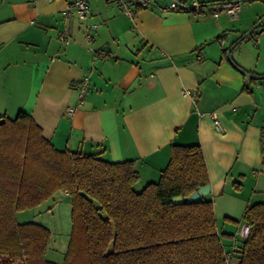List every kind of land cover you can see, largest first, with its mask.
Instances as JSON below:
<instances>
[{"label":"crops","instance_id":"crops-1","mask_svg":"<svg viewBox=\"0 0 264 264\" xmlns=\"http://www.w3.org/2000/svg\"><path fill=\"white\" fill-rule=\"evenodd\" d=\"M179 1L202 11L150 0L130 18L112 0H86L85 21L66 13L68 0H0V117L26 112L59 150L134 160L141 188L159 179L171 144H198L231 250L245 208L264 203V78L239 69L264 76V27L248 34L264 21V0H242L235 18L221 10L233 0ZM233 32L245 37L228 59ZM48 200V211H70L64 191Z\"/></svg>","mask_w":264,"mask_h":264},{"label":"trees","instance_id":"trees-1","mask_svg":"<svg viewBox=\"0 0 264 264\" xmlns=\"http://www.w3.org/2000/svg\"><path fill=\"white\" fill-rule=\"evenodd\" d=\"M260 27L264 21L249 36ZM138 182L134 160L59 150L26 112L0 117V264H226L228 252L231 264H264V203L245 208L250 231L231 250L211 199L173 203L209 183L198 144H171L159 179L140 189ZM59 190L70 198L71 229L63 260L56 262L46 257L49 228L18 221L16 213Z\"/></svg>","mask_w":264,"mask_h":264},{"label":"built area","instance_id":"built-area-1","mask_svg":"<svg viewBox=\"0 0 264 264\" xmlns=\"http://www.w3.org/2000/svg\"><path fill=\"white\" fill-rule=\"evenodd\" d=\"M116 2L120 7L122 12L129 16L130 18H133L136 14V4H139L140 6H145L150 3V0H112ZM242 4V0H233L230 2H226L221 5V10L226 12L231 18H235L240 6ZM168 9L173 10H193L195 12H201L202 6L198 1H193L191 3L182 2L179 0H170V3L167 6ZM66 13L68 15L75 14L79 19L81 20H87L89 17V6L86 2V0H68L67 2V8ZM88 26L96 27V24H90ZM67 31H63L60 34V40L63 42L67 41ZM223 42V40H222ZM87 89V78H84L81 85H80V93L81 98L83 97V93ZM214 119V126L218 130H221V124L219 120L213 115ZM67 194V192H64ZM250 231V226L247 223H243L240 225L238 230V237L241 239H244ZM226 264H231L232 260V253L228 252L226 255Z\"/></svg>","mask_w":264,"mask_h":264},{"label":"rangeland","instance_id":"rangeland-1","mask_svg":"<svg viewBox=\"0 0 264 264\" xmlns=\"http://www.w3.org/2000/svg\"><path fill=\"white\" fill-rule=\"evenodd\" d=\"M137 188L140 189L141 186L138 185ZM51 204L52 201L48 200L36 208L18 211L16 213V219L18 221L34 220L46 224L45 226H48L51 232L52 240L54 241V239H58L59 243L56 245L57 242H53L54 245L50 246L51 248L47 251L46 257L56 262H60L63 260L69 239L66 234V228L67 225L70 224V211H68L66 208L64 210L62 209L63 211H58L60 206H56V208L53 207L51 211H48L47 206H50ZM45 205L46 207H44ZM240 224L242 225L243 223L241 222ZM61 244H63L64 247L61 246ZM53 256H57V258H50ZM17 262L19 263V261Z\"/></svg>","mask_w":264,"mask_h":264},{"label":"water","instance_id":"water-1","mask_svg":"<svg viewBox=\"0 0 264 264\" xmlns=\"http://www.w3.org/2000/svg\"><path fill=\"white\" fill-rule=\"evenodd\" d=\"M245 37V35H241L238 32H233L230 34L228 42H227V58L230 59V54L233 46L240 40H242ZM241 72L248 78H264V76L253 74L247 70H244L242 68H239ZM210 192V186L209 184H204L198 187L197 190L192 191L190 194H188L185 197H182L180 195L173 197V203L175 204H181L184 201L196 203L201 200H203V197L207 195Z\"/></svg>","mask_w":264,"mask_h":264}]
</instances>
